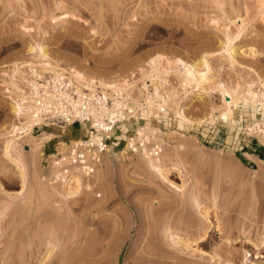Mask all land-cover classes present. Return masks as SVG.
<instances>
[{
    "label": "rangeland",
    "instance_id": "rangeland-1",
    "mask_svg": "<svg viewBox=\"0 0 264 264\" xmlns=\"http://www.w3.org/2000/svg\"><path fill=\"white\" fill-rule=\"evenodd\" d=\"M65 1L62 9L74 11L78 18L54 25L49 16L59 8L53 0H0V66L23 57L31 35L21 28L30 25L33 27L30 33L36 35L39 31L36 19H41L40 25L49 36H54L48 42L55 56L91 70L122 75L135 69L132 65L136 66L137 60L143 63L159 51L194 58L200 50L216 47L218 38H223L224 13L244 15L247 9L251 16L254 11V0ZM235 42L241 52L239 63L229 66L226 60L210 59L216 78L231 84L234 79L241 82L255 78L254 72H258L264 79V24L253 21ZM2 91L0 86V127L12 120ZM191 95L187 93L182 102L189 101ZM219 101L215 89L202 93L201 100L193 99L189 112L200 116ZM50 119L41 124L42 130H48L46 122ZM244 119L238 120L242 127L238 133L230 132L217 115L195 128L192 148L183 154L194 182L189 176L183 195L156 177L147 180L127 160L115 157L111 151L105 152L108 168L104 177L95 180L92 174V186L69 199L67 206L58 201L63 200L61 196L56 194L47 199L37 191V180L30 166L31 185L27 190L32 194L31 205L26 199L29 196H21L23 201L20 197L10 199L0 220V264H38L49 235L57 248L53 247L44 264H224L221 261L226 255L235 264H243L245 251H248L247 264H264V245L256 248L251 242L264 234V142L247 129ZM56 139L42 146L37 165L41 176L47 174L44 170L47 162L42 159L53 151ZM1 144L0 137V209L9 201L6 194H13L20 187L13 165L1 155ZM27 144L23 142L22 147L30 157ZM169 178L181 182L175 171H170ZM28 191L26 195L30 194ZM192 191L198 193L203 204H210V214L216 212L225 233L230 231L232 237L238 236L229 250L223 231L213 226L216 220L213 215L210 217L213 224L204 238H198L205 221L191 206L188 197ZM24 202L30 208H25ZM188 216L193 224L187 221ZM165 223L173 233L191 240L197 238L192 242L201 251L191 256L186 250L172 248L170 238L165 233L163 236V229L160 231L159 225L164 228ZM225 250L231 255L225 254ZM214 253H220V257Z\"/></svg>",
    "mask_w": 264,
    "mask_h": 264
},
{
    "label": "bare ground",
    "instance_id": "bare-ground-1",
    "mask_svg": "<svg viewBox=\"0 0 264 264\" xmlns=\"http://www.w3.org/2000/svg\"><path fill=\"white\" fill-rule=\"evenodd\" d=\"M64 1L57 0L58 10L55 4L52 5L56 11L50 10L54 11L51 12L50 19L48 18L50 23L56 25L60 21L78 18L74 11L73 13L71 10H64ZM253 8L251 16H248L250 14L247 13V9L244 15L238 13L234 16L225 13L222 15L223 38H218L216 47L202 49L191 59L183 55H168L169 53L157 50L155 51L157 53L150 55L143 63L140 59L137 60L135 65L137 62L138 64L132 65L135 69L122 75L115 71L103 73V70V72L91 70L85 65H74L63 60L61 56H55L48 42L54 36H49L47 30L40 25L41 19H36L35 27L39 30L36 35L30 33L32 26H23L21 29L31 35L26 41L23 57L0 66V86L12 115V120L0 127L1 155L13 165L12 168L20 180L19 190L13 194L10 192L6 194L9 201L0 209V220L9 206L10 199L20 197L19 199L23 201L22 197L32 198L28 191L30 166L37 180V191L47 199L53 198L56 194L61 196L63 200L58 201H62L64 205L69 203V199H75L83 190L92 186V174L95 180H101L108 168L106 156L90 165L72 162L70 151L85 137H89L97 145L100 144L101 138L110 139L105 152H114L115 157L127 160L133 170L146 176L147 180H154L156 177L167 183L170 188L178 190L181 195L185 193L184 188L191 175L183 161V154L192 148L190 143L193 140L191 138L196 137L195 128L208 123L214 115L221 119L230 132L237 133L242 128L239 119L245 118L247 129L264 142L262 76L254 72L256 77L250 78L252 80L243 79L241 83L234 79L233 83L226 84L224 80L216 78L210 62V59L217 57L226 60L229 66L239 63L241 52L235 41L253 21L260 20L264 24V0H254ZM26 19L27 17L25 21ZM252 70L254 71V68ZM214 89L219 93V104L211 106L200 116L189 112L193 99L201 100L202 93H209ZM187 93H192L189 101L182 102ZM46 116L51 118L46 122L47 131L41 127ZM57 118L62 119V122L57 121ZM39 130L42 131L37 133ZM55 137L58 139L54 140L53 151L42 159L47 162L44 170L48 177L41 176V173H37V165L40 163L42 146ZM23 142L28 143L30 157L24 153ZM117 145L120 149L116 148ZM89 152L91 151L88 150ZM170 171H175L180 176V183L169 178ZM27 191L29 195H26ZM192 192L188 197L191 206L196 208L205 221L204 228L201 229L203 233L197 235L198 238H202L213 224L210 219L213 215L216 219L213 226L223 231L222 237L229 250V246L231 247V243L238 236L233 238L228 234L230 231L225 233L220 227L216 212L210 214V204H203L197 197L198 193ZM28 198H26L28 201L32 200ZM25 203H23L25 208H30L28 205L26 207ZM187 221L192 222V218L188 216ZM166 225L164 228L163 225H159L160 231L163 229V236L170 238L171 244L170 241L168 243L172 248L188 251L190 255L195 251H201L199 246L192 242L197 238L192 240L184 238V235L173 233L171 226ZM49 238L51 239L50 235ZM49 240H46L48 242L45 243L46 250L38 264H44L53 252V247H56L55 242ZM251 242L256 248L263 246L264 234L262 233L257 241ZM247 252L245 251L243 264H247ZM217 253L214 255L220 257V253ZM226 256L222 263L235 264L233 258Z\"/></svg>",
    "mask_w": 264,
    "mask_h": 264
},
{
    "label": "built area",
    "instance_id": "built-area-1",
    "mask_svg": "<svg viewBox=\"0 0 264 264\" xmlns=\"http://www.w3.org/2000/svg\"><path fill=\"white\" fill-rule=\"evenodd\" d=\"M48 118L49 116L45 117V119ZM57 119L61 120L60 118ZM99 142L100 144L97 145L96 142L92 141V139H90L89 137L83 138V140L76 144L70 151L72 155V162L75 164L86 165L97 163L99 159L106 156L107 153H105V149L110 142V139L104 137L101 138ZM88 150H90L91 152L88 153ZM56 160H58V158H56Z\"/></svg>",
    "mask_w": 264,
    "mask_h": 264
}]
</instances>
